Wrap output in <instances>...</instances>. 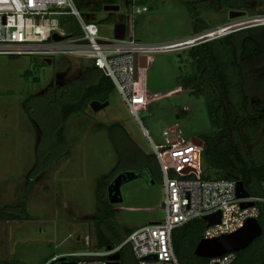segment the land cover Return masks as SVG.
Segmentation results:
<instances>
[{
    "label": "rangeland",
    "instance_id": "obj_1",
    "mask_svg": "<svg viewBox=\"0 0 264 264\" xmlns=\"http://www.w3.org/2000/svg\"><path fill=\"white\" fill-rule=\"evenodd\" d=\"M116 4V10L103 6L91 12L90 20L99 26L102 35L113 37L114 26L126 25V15L132 7L145 6L146 10L137 13L132 21L135 38L152 47L177 46L148 54L143 70L145 88L149 95H159L134 114L114 88L107 105L98 110L88 106L84 113L66 120L70 153L32 181L26 199L29 220H0V259L10 258L19 248L21 255L37 264L53 252L61 257L81 250L85 234L94 243L97 179L109 174L119 157L107 126L120 124L133 147L146 155L152 154L150 139L162 143L163 130L173 124L181 128L185 140L211 132L204 95L195 96L177 86L180 72L190 70L191 61L183 49L195 39L222 36L229 32L222 31L237 30L254 16L264 14V0H117ZM191 11L208 24V29L192 33ZM230 11L244 14L230 18ZM61 18L65 24L60 26L64 28L77 24L72 15ZM246 25L249 24L242 27ZM91 64V60L65 54L51 59L0 55V204L19 201L35 161L36 145H52L51 106L38 103L33 107L36 118L32 119L26 100L51 85L79 76ZM26 69L31 72L28 78L23 75ZM114 136L123 141L119 132L115 131ZM122 144L119 146L124 148ZM118 172L106 178L108 184ZM120 195V201L110 204L123 236L163 219L164 191L157 175L151 178L142 173L122 182Z\"/></svg>",
    "mask_w": 264,
    "mask_h": 264
},
{
    "label": "trees",
    "instance_id": "obj_2",
    "mask_svg": "<svg viewBox=\"0 0 264 264\" xmlns=\"http://www.w3.org/2000/svg\"><path fill=\"white\" fill-rule=\"evenodd\" d=\"M73 1L87 19H91L92 11L100 10L103 6L106 9L109 5H117V0ZM191 14L193 34L208 29L206 22L193 16V11ZM59 23L62 26L65 24L62 18ZM66 30L68 33L78 32V26H67ZM129 33L130 25L126 21V34ZM210 37L195 39L192 45L183 49L191 61L190 70L180 72L177 86L195 96L203 94L205 97L208 118L213 128L211 132L199 136L205 145L202 153L203 166L207 168L205 177L236 179L242 182L250 196L258 197L262 193L264 181V25L244 27L208 39ZM23 75L28 78L30 70L26 69ZM32 79L38 80L36 77ZM114 88L112 80L92 62L79 76L51 85L42 94H35L26 100L27 112L32 119L36 118L33 107L38 103L51 106L52 145H36L35 161L28 174L26 189L17 203L0 204V220L31 218L26 209V199L32 181L58 159L70 153L65 134L66 120L72 115L84 113L93 100L107 101ZM107 128L119 157L113 170L97 179L94 218L95 243L99 248L125 239L116 226L114 212L104 190L108 185L106 178L117 170L121 172L128 169L149 174L151 178L153 175L161 177L153 153L146 155L134 148L123 133L124 130H120V124L115 123ZM115 131L122 135L123 141L115 139ZM120 143H123V147L125 145L127 152L119 146ZM258 206L257 220L262 232L246 248L235 252L236 257L230 264H264V205L259 203ZM204 228L205 222L195 218L173 229L172 242L180 264H208L207 258L198 257L194 253ZM55 255L53 252L42 257L37 264H46ZM73 259L67 257V260ZM119 260V264H136L128 245L120 250ZM54 263L63 264L64 261L62 257H57ZM0 264L34 263L21 255L17 248L10 258L0 259Z\"/></svg>",
    "mask_w": 264,
    "mask_h": 264
},
{
    "label": "built area",
    "instance_id": "obj_3",
    "mask_svg": "<svg viewBox=\"0 0 264 264\" xmlns=\"http://www.w3.org/2000/svg\"><path fill=\"white\" fill-rule=\"evenodd\" d=\"M144 10L145 6L132 7L126 15L130 33L125 34L123 39H115L102 35L99 26L85 18L73 0H0V55L51 59L56 54H65L91 60L112 80L125 104L135 114L159 95L154 93L151 96L146 90L145 68L138 65L137 75L134 76L135 55L139 61L141 55L148 58L150 52L177 47H152L135 38L132 21L137 13ZM65 15L75 17L78 32L68 33L60 26L59 18ZM245 24H249L245 27L264 25V14L254 16L242 26ZM54 34L60 39L55 40ZM162 137V143H154L151 139L150 142L163 185V219L129 232L122 242L110 245V249L97 247L85 235L84 247L61 256L65 257L64 261L68 264H109L107 257L120 253L128 245L136 264H180L172 242V231L177 226L218 211V223L206 226L202 219L205 222L202 238L212 239L236 232L250 218L257 219L258 204L264 205V181L260 196L240 198L237 196L238 180L205 177L207 168L202 162L203 141L197 144L192 139L185 140L177 124L163 130ZM243 202L253 203L243 207ZM57 257L60 256L55 255L46 264L54 262ZM67 257L74 259L67 260ZM235 257V252H227L207 259L208 264H230Z\"/></svg>",
    "mask_w": 264,
    "mask_h": 264
},
{
    "label": "water",
    "instance_id": "obj_4",
    "mask_svg": "<svg viewBox=\"0 0 264 264\" xmlns=\"http://www.w3.org/2000/svg\"><path fill=\"white\" fill-rule=\"evenodd\" d=\"M108 10H116L118 9V5H109L106 7ZM244 14L241 11H230V18H237ZM244 28V27H242ZM240 29V28H239ZM229 31V30H228ZM234 31V30H231ZM229 31V32H231ZM228 33V32H227ZM126 34V25L124 23H118L114 26L113 37L115 39H123ZM55 40L60 39V37L56 34L53 35ZM146 68L147 67V57L145 55H141L139 57V61L137 56L134 57V66H135V77L137 75V66ZM108 104V101L100 102L97 100H93L90 102L89 106L93 110H98L99 108ZM192 141L197 144H201L202 140L199 138H192ZM140 175V173L135 171H122L118 173L113 180L106 187V194L109 203H115L121 200L120 195V185L122 182L126 180H131L136 176ZM237 196L240 198L249 197V192L244 188L242 182L238 181L237 183ZM253 202H243L241 205L249 206L252 205ZM220 213L217 211L216 213L205 215L202 219L206 222V226H210L219 222ZM262 232V228L256 218L248 219L242 228L237 230L236 232L225 234L212 239L202 238L194 249V253L198 257L203 258H211L214 256H219L227 252H237L246 248L249 244L253 242L255 238H257ZM110 245H106L107 249H110ZM108 260L109 264H119L120 253L116 252L114 254L109 255ZM65 257H62L64 261ZM49 264H55L54 262H50ZM63 264H68V262L64 261Z\"/></svg>",
    "mask_w": 264,
    "mask_h": 264
},
{
    "label": "flooded vegetation",
    "instance_id": "obj_5",
    "mask_svg": "<svg viewBox=\"0 0 264 264\" xmlns=\"http://www.w3.org/2000/svg\"><path fill=\"white\" fill-rule=\"evenodd\" d=\"M124 171H126V170H124ZM121 172H122V171H121ZM138 172H139V171H138ZM118 173H120V172H118ZM118 173H117V174H118ZM117 174H116V175H117ZM116 175H115V176H116ZM113 178H114V177H113ZM113 178H112V180H113Z\"/></svg>",
    "mask_w": 264,
    "mask_h": 264
},
{
    "label": "crops",
    "instance_id": "obj_6",
    "mask_svg": "<svg viewBox=\"0 0 264 264\" xmlns=\"http://www.w3.org/2000/svg\"><path fill=\"white\" fill-rule=\"evenodd\" d=\"M86 235V234H85ZM96 240V239H95ZM66 254V253H65ZM57 256H59L58 254H56Z\"/></svg>",
    "mask_w": 264,
    "mask_h": 264
}]
</instances>
